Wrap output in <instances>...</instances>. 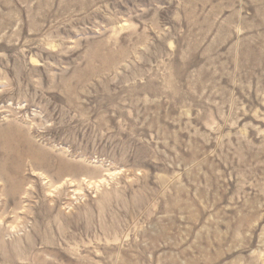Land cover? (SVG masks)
I'll return each instance as SVG.
<instances>
[{"label": "rangeland", "instance_id": "1", "mask_svg": "<svg viewBox=\"0 0 264 264\" xmlns=\"http://www.w3.org/2000/svg\"><path fill=\"white\" fill-rule=\"evenodd\" d=\"M8 141L0 264H264V0H0Z\"/></svg>", "mask_w": 264, "mask_h": 264}, {"label": "bare ground", "instance_id": "2", "mask_svg": "<svg viewBox=\"0 0 264 264\" xmlns=\"http://www.w3.org/2000/svg\"><path fill=\"white\" fill-rule=\"evenodd\" d=\"M5 139V138H4ZM9 140V139H8ZM23 140V139H22ZM26 140V139H25ZM14 140H12L10 142V146H11V143L13 142ZM18 142V140H16ZM15 141V142H16ZM20 141H21V138H20ZM22 142V141H21ZM28 143V141H26ZM14 143V142H13ZM30 143V142H29ZM1 144V143H0ZM3 144V142H2ZM7 144V143H6ZM15 144V143H14ZM13 144V146H14ZM18 144V143H17ZM16 144V146H17ZM26 144V143H25ZM9 145V141H8V144L7 146ZM20 145V144H19ZM18 145V147H20ZM6 146V147H7ZM9 147V149L7 148L5 151L2 150L1 148H3V145L2 147L0 146V149L2 150L0 152V154L2 155V158L4 159L1 163H0V180L2 181H5L4 183V187H5V194H7V196L10 194L11 196H14L18 193H22L21 190H22V183L23 181L20 179L22 177V179L24 180V177L23 175L21 174V170H22V164L24 163L25 164V160L24 158H29L30 162V166L33 168V170H40L41 169V166L39 164H37L34 160L33 157L35 156H31L30 154L28 153H25L22 154L20 153V150L23 149V147L18 151V148L16 149V147ZM5 147V148H6ZM28 147V146H26ZM32 147V146H31ZM33 150V149H32ZM22 151V150H21ZM34 151V150H33ZM28 160V161H29ZM23 161V163H22ZM22 164H21V163ZM27 163V162H26ZM65 164V163H64ZM62 164V165H64ZM26 168V167H25ZM63 168V167H62ZM29 169V168H28ZM56 173V172H55ZM26 174V173H25ZM58 174V173H57ZM63 174V173H61ZM64 175V174H63ZM60 176V175H59ZM20 195V194H19ZM18 196V195H17Z\"/></svg>", "mask_w": 264, "mask_h": 264}]
</instances>
